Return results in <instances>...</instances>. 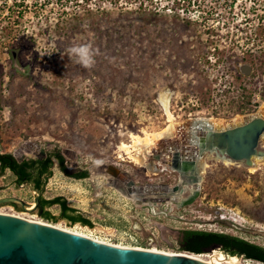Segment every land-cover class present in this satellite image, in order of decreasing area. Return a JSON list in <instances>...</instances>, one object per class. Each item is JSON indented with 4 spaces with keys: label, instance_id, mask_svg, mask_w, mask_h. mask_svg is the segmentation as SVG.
<instances>
[{
    "label": "rangeland",
    "instance_id": "1",
    "mask_svg": "<svg viewBox=\"0 0 264 264\" xmlns=\"http://www.w3.org/2000/svg\"><path fill=\"white\" fill-rule=\"evenodd\" d=\"M241 65L251 66L249 75ZM165 93L181 125L155 140L149 164H158L163 148L182 145L183 124L230 122L264 108V0H0L1 150L28 157L33 148L61 151L72 171L90 172L74 179L55 160L43 196L64 197L94 223L57 226L168 254L178 252L184 230L221 232L264 247V158L254 159V167L206 159L197 198L189 203L186 187L182 206L138 205L96 170L113 165L141 186L180 183L167 165L153 174L119 157L133 135L168 128ZM14 183L10 172L0 176V199L34 205L36 193ZM19 207L3 205L0 212L17 214ZM22 215L43 221L37 211Z\"/></svg>",
    "mask_w": 264,
    "mask_h": 264
},
{
    "label": "water",
    "instance_id": "2",
    "mask_svg": "<svg viewBox=\"0 0 264 264\" xmlns=\"http://www.w3.org/2000/svg\"><path fill=\"white\" fill-rule=\"evenodd\" d=\"M240 67L245 75H249L252 70L250 65ZM244 119V123L221 130H214L207 121L201 119L190 121V126L183 124V129L189 127L192 131H188L181 147L173 143L155 156L159 165H167L172 171L179 173L181 181L174 187L152 183L137 185L113 165L104 164L95 168L108 179L109 186L138 205L172 203L182 206L186 202L182 198L186 187L191 186L189 203L200 192L201 162L208 153L221 155L236 163L244 162L249 167L254 166V159L264 157V152L259 151L260 143L264 140V108ZM30 188L37 195L34 206L21 199L8 197L0 199V208L3 205H18L23 208V213L36 212L40 194L31 186ZM22 212L0 213V264H210L201 256L211 255L216 251L228 258L237 257L264 264L247 260L243 256H230L221 251L218 245L203 254L187 251L166 254L120 248L76 234L70 231L71 228H59L57 225L63 220L57 223L30 221L20 217Z\"/></svg>",
    "mask_w": 264,
    "mask_h": 264
},
{
    "label": "trees",
    "instance_id": "3",
    "mask_svg": "<svg viewBox=\"0 0 264 264\" xmlns=\"http://www.w3.org/2000/svg\"><path fill=\"white\" fill-rule=\"evenodd\" d=\"M10 157L13 160L12 170L19 182L25 180L31 182L34 181L36 177V183L33 184V188L42 194L39 200L41 211L38 215L44 221L57 223L60 220H64L70 226L80 224L89 228L94 227V223L82 215L77 209L69 206L64 197L46 199L43 196L45 186L53 174L52 168L55 165V159H57L61 165L64 163V159L61 156L50 155L41 161L30 160L24 164L18 163L12 155ZM2 158L3 157L0 156V161H2ZM3 167L5 168V165ZM41 176H44V183L42 186L40 183ZM86 177H89L88 173H86ZM52 206H58L60 208L58 215L53 214L49 210ZM13 207L20 210L18 205H13ZM217 245L221 247V251L230 256H243L247 260H256L264 263V247L221 232L184 230L178 242V252L187 251L194 254H203Z\"/></svg>",
    "mask_w": 264,
    "mask_h": 264
},
{
    "label": "bare ground",
    "instance_id": "4",
    "mask_svg": "<svg viewBox=\"0 0 264 264\" xmlns=\"http://www.w3.org/2000/svg\"><path fill=\"white\" fill-rule=\"evenodd\" d=\"M169 102H170V95L166 94V93L162 94L161 95V103H162L163 107L165 108L166 114L168 116V122H169L168 128L166 130H164L163 132L154 134L153 136L149 135V134H145L144 137L133 135L132 136V141H133L132 145L123 143L119 147V152L123 153V154H120L119 157L123 158L122 155H126V156H128V159H130L132 162H134L137 165H140L142 167L148 168L149 171L152 172L153 174L158 172V170H159L158 168L161 165H158L157 163H154V162L149 164V162H147V156L150 152L149 150L152 149L154 146H156L155 140H160V139L164 138L165 136H167L168 134L173 133L176 126H178L180 128V125H181L175 121L174 116L171 114V112L169 110ZM201 120L207 121L214 128V130H221V129H225L229 126L239 125L241 123H244V121H245V119L242 117L236 118L230 122H227L224 120H208V119H201ZM191 124L192 123H187L186 125L190 126ZM181 127H184V126L182 125ZM185 127H187V126H185ZM187 128H188L189 133H191L192 129H189V127H187ZM168 137H171V136H168ZM263 158L264 157H258L256 159H263ZM206 159H223V161L227 165L236 164L233 161H231L230 159L224 158L221 155H216L214 153H208L207 157L205 159H203L201 162L202 169H205L208 166ZM255 165H256V162L254 161V166ZM33 206H31V207L33 208ZM32 208H30V209H32ZM0 213H4V212H0ZM4 214H6V213H4ZM23 216L24 215H21L20 217H23ZM24 217H25V219L30 220V221H37L34 218L30 219V218H27V216H24ZM58 227L61 228L60 226H58ZM62 229H64V228H62ZM70 231H72L76 234L91 238L95 241H98L101 243H106V242H103L99 239H96L95 237H93L91 235L85 234L86 232L82 233V232H78L75 230H70ZM106 244L113 245L110 243H106ZM113 246H117V247L125 248V249L148 250V249H144V248L124 247V246H120V245H113ZM149 251L159 252V251H154V250H149ZM160 253H164V252H160ZM166 254H168V253H166ZM169 254H173V253H169ZM213 254L214 255H212V256L202 255L201 257L204 260L206 259L207 263H210V264H242L241 260L237 257H229L228 258L223 253H221L219 251H216Z\"/></svg>",
    "mask_w": 264,
    "mask_h": 264
},
{
    "label": "flooded vegetation",
    "instance_id": "5",
    "mask_svg": "<svg viewBox=\"0 0 264 264\" xmlns=\"http://www.w3.org/2000/svg\"><path fill=\"white\" fill-rule=\"evenodd\" d=\"M34 150H31V157H28V155H22V156H17V155H13L12 153H7V152H3L0 148V156H2V161H0V176H3L4 174H6L7 172H10L12 175H14L15 177V183L14 186L17 189H21L22 187L24 188H30V186L33 188V184L36 183V177L34 178V181H23V182H19L18 178L16 177V175L14 174L12 167H13V160L10 157L11 155L16 159V161L18 163L24 164L25 162H28L30 160H38L41 161L43 159H45L46 157L50 156V155H58L61 156L64 159V163L63 165L60 164V162H58L57 159H55L57 161L58 167L59 169L62 171V173H64L65 175H68L74 179H78V180H83V179H87L89 177H86V173H88V175H90V172L84 169H76L75 171H72L69 167V162L66 159L65 155L61 152V151H54V152H44V151H40L37 150V148H33ZM262 151V150H261ZM44 152V154H43ZM264 152V151H262ZM5 165V168L3 167ZM72 167L77 168V166L73 165ZM86 177V178H85ZM191 180V177H190ZM40 183L41 186L44 183V176H41L40 178ZM40 194L39 196V200L41 199V192H38ZM34 201L36 203L37 201V195L34 198ZM55 207V206H52ZM41 209H40V204L37 207V212L40 213ZM256 261V260H255Z\"/></svg>",
    "mask_w": 264,
    "mask_h": 264
}]
</instances>
